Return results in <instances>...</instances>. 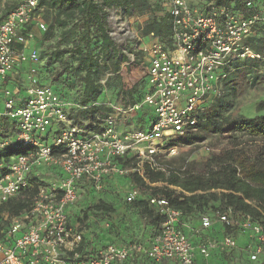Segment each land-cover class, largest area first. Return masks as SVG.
<instances>
[{
  "label": "built area",
  "instance_id": "built-area-1",
  "mask_svg": "<svg viewBox=\"0 0 264 264\" xmlns=\"http://www.w3.org/2000/svg\"><path fill=\"white\" fill-rule=\"evenodd\" d=\"M201 5H194L190 0H169L166 5L171 17L168 47L152 35L148 36L150 43L140 44L129 19L120 10L109 11L108 35L127 57L121 68L137 65V52L147 61L146 91L137 103L110 106L99 133L75 124L69 117L72 105L62 100L51 86L39 82L41 62L38 50L31 45L34 35L30 28L44 33L47 25L37 0H18L14 9L3 17L0 88L23 64L28 70L22 106L16 105L17 92L3 90L1 116L14 121L17 132L12 140L0 142V149L12 141L33 149L15 156L0 169V205L30 188L29 174L40 162L59 165L63 178L50 186H39L28 211L13 218L4 216L7 225L0 228V264H122L141 258L194 264L195 249L207 258L215 249L236 248L229 236L195 248L191 237L181 229L182 212L169 208L166 199L152 197L148 203L163 220L148 247L136 242L125 246L111 244L89 259L68 254L82 241L81 234L71 226L69 216V210L81 199L82 181L94 184L99 190L103 178L111 174L142 176L144 164L165 172L167 165L157 159L163 143L197 130L199 117L222 95L223 83L234 78L239 63L244 67L254 62L264 64V52L251 47L254 39L264 38L263 0H244L240 9L214 6L212 2ZM130 45L132 51L128 50ZM109 76L100 83L104 85ZM144 107L153 116L147 130L118 131L120 123L132 120ZM51 129L55 133L50 139ZM176 150L171 146L167 155H174ZM126 157L134 159V167L120 166L118 160ZM139 195L140 190L134 187L126 202L132 203ZM216 224L249 235L253 244L246 249L251 261L263 254L264 223L249 215L238 216L228 208L222 213L201 216L200 227L193 232L199 234Z\"/></svg>",
  "mask_w": 264,
  "mask_h": 264
},
{
  "label": "trees",
  "instance_id": "trees-1",
  "mask_svg": "<svg viewBox=\"0 0 264 264\" xmlns=\"http://www.w3.org/2000/svg\"><path fill=\"white\" fill-rule=\"evenodd\" d=\"M15 1L16 5L18 0ZM243 1L199 0L203 5L212 2L214 6H233L237 9L242 7ZM37 2L38 8L43 9V20L47 25L44 33L38 32L36 49L41 62L37 74L39 82L51 86L62 100L72 105L69 117L75 124L99 133L102 119L111 109L96 104L102 96L103 87H113L114 91L123 86L120 71L121 65L127 62L126 55L108 35L109 11L120 10L126 19H135L143 14L150 15L140 30L145 36L152 35L168 47L171 42V17L167 7L164 8L160 0H37ZM30 30L32 33L36 32L33 27ZM260 43L261 46L252 43V49L264 52V38ZM132 49L130 45L128 50ZM107 74L110 76L103 86L100 81ZM231 81L228 79L223 83L224 95L199 117L198 127H206L212 117L221 116L224 101L227 104L234 95L235 90L230 85ZM145 91L144 81L136 83L127 93V102L130 104L139 102ZM255 112L252 118L238 116L230 132L264 141V101L256 106ZM0 121L4 124L6 130L4 133L12 130V134H16L14 121L4 117ZM54 133V129H51L50 134ZM187 138L186 136L180 140H188ZM32 149L30 145L18 146L12 141L10 145L0 149V167L7 166L13 157L27 154ZM118 163L121 167H132L135 161L132 157H126L119 159ZM165 165L168 168L162 172L144 164L143 176L134 173L129 175V179L143 191L149 192L152 197L166 199L168 207L181 211L185 220L188 217L195 219L198 215L222 213L231 208L238 216L249 215L253 220L264 223V158L261 154L248 159L232 148L207 160L202 173L175 169L167 163ZM36 182L34 180L28 190L0 205V228L3 224L7 225L3 220L5 215L8 218L17 217L31 208L40 186ZM154 184L162 186H152ZM84 205L82 209L91 211L95 217H99L102 212L105 215L113 212V209L102 200L97 204L86 202ZM131 205L132 208L139 210L141 217L149 220L150 226L156 232L163 218L153 211L147 201L136 200ZM73 215L74 219L80 220V213L75 214L69 210L70 221ZM151 264L154 262L151 261Z\"/></svg>",
  "mask_w": 264,
  "mask_h": 264
},
{
  "label": "rangeland",
  "instance_id": "rangeland-1",
  "mask_svg": "<svg viewBox=\"0 0 264 264\" xmlns=\"http://www.w3.org/2000/svg\"><path fill=\"white\" fill-rule=\"evenodd\" d=\"M160 1L162 2V6L164 8L169 3V0ZM190 1L194 5H201L199 0ZM15 2V0H0V22L6 15V12L10 11L14 7ZM149 17L150 15L143 14L139 15L135 19H129L130 25L135 34L139 32L138 30H140V27L143 26L145 22H147ZM261 39L263 38L254 39L252 42L253 45L255 44L261 46ZM237 66L238 69L236 71L234 79H231L232 81L230 84L231 87H233V89L235 90L234 95L231 96L227 104L226 101H224L225 103L222 107L221 116L212 117L206 127H198L197 130L188 134V140H180V138H174L168 143H163V145L160 147L161 152L158 153L157 156L159 163H167L175 169L180 168L181 170H189L196 173H202L205 170V164L207 160H209L211 157L219 155L223 151H227L232 148H235L237 152L248 159H252L256 156H259L260 154L264 158V141L260 139H253L242 134L230 132L233 123L238 118V116H245L248 118L254 117V114L256 113V106L264 101V64L254 62L249 65L250 67H247V65L244 67L242 63H239ZM239 67H241V69H239ZM143 71L144 69L137 65L132 67H125L123 76L121 75V82L123 86L119 89H114V91H112L113 87H103L102 96L97 102L98 105L110 107L116 106L119 103H126L128 101L127 93L130 87H132L134 83L140 80L141 72ZM223 95L224 94L222 93L219 98H222ZM216 101L214 102V104L216 103ZM2 112L3 100L0 95V114ZM1 118L2 116H0V119ZM150 118L151 117L149 116L146 117L145 128H149L151 124ZM124 128V132L138 131L137 129L128 130L126 126ZM4 130V124H2V122L0 121V142H7L8 140H12V130H8L7 133L5 132L6 134L4 133ZM45 135L46 133H44V136ZM52 137L53 134H50L48 136V138L50 139ZM49 146H51V144ZM171 146L175 147L177 150L174 155L169 156L167 155V151ZM57 157L59 158V156ZM33 170H35V176L38 178V180H36V183H38L40 186H50L54 183L59 182L63 178L59 165L54 164L53 162H51V164L40 162L33 168ZM116 176L117 175L111 174L110 176L104 177L103 181L101 182V188L99 190H96L94 187L95 185L92 183H88L86 180L82 181L80 183V186L89 184L92 187V202L93 204H97V202L100 201L98 199L99 196L105 193V187H109V184H107L108 182L104 180H114ZM29 177L32 179L31 174H29ZM33 181L34 180L32 179L31 186ZM120 185L122 186L121 188H119V191L115 192L116 195H118L119 192L121 194L127 191V186H125L124 183H121ZM156 186L161 187L162 184H158ZM75 212L77 214L80 213V219H84V217L88 216V214H92V212L86 210V208H77ZM93 217L97 218L94 215ZM74 218V215L71 216V219Z\"/></svg>",
  "mask_w": 264,
  "mask_h": 264
},
{
  "label": "crops",
  "instance_id": "crops-1",
  "mask_svg": "<svg viewBox=\"0 0 264 264\" xmlns=\"http://www.w3.org/2000/svg\"><path fill=\"white\" fill-rule=\"evenodd\" d=\"M137 37L140 44H148L150 43L149 37L145 36L141 30H138ZM34 39L31 43L33 47H37V40L39 38L38 31L33 32ZM137 57V66H140L144 69L141 72L140 81H144V86L146 85V76L145 74V66L146 59L141 55ZM247 64V67H250ZM27 70L28 66L23 64L19 67L16 72L12 75L10 79L7 80L6 85L0 88V95L3 100V90L8 89L12 92L16 93V105L22 106L24 99L26 98L25 94V81L27 78ZM124 68H121L120 76H123ZM236 74V73H235ZM105 78V77H104ZM103 78V79H104ZM136 82V83H138ZM134 83L133 86L136 84ZM104 86V85H103ZM131 88V87H130ZM218 99V98H217ZM214 99L212 103H210V107L213 106L214 102L217 100ZM128 103V102H126ZM98 105V104H96ZM110 108V107H109ZM141 112V114H140ZM151 111L147 108L141 109L137 115L130 121L125 123H120L117 127L119 132L125 131V126L129 129H137L138 131H144L148 128H145L146 117H151L150 122L153 120V116H151ZM206 113V112H205ZM1 116V114H0ZM198 128V127H197ZM15 134L12 136L14 137ZM14 158V157H13ZM12 158V159H13ZM11 159V160H12ZM9 161V163L11 162ZM135 166V163H134ZM132 166V167H134ZM6 167V166H1ZM131 168V167H124ZM33 171V172H32ZM31 171L32 179L38 180L35 176V170ZM38 172V171H37ZM134 173H128L123 177H115L114 180L104 181L108 182L109 187H105V195L99 196V200H102L105 204L110 206L113 209L111 213H101V215L97 218H94L92 214H88V216L84 217V219H71V226L78 231L83 241L79 245L76 246L73 252H69V256L73 254H77L78 256L85 258H92L96 255V253L104 248L107 245H117V246H125L131 242H136L141 244L144 247H148L154 233L153 228L149 224V220L141 217L139 210L137 208H132V203L126 202V197L128 193L134 188H138L140 190V195L136 198V200H144L147 201L152 198L149 192L143 191L135 184H133L129 175ZM141 176V175H139ZM143 176V174H142ZM107 177V176H106ZM127 181V182H126ZM121 183H124L127 186V191L125 193L115 192L119 191L121 188ZM158 185V184H156ZM155 184L152 186H156ZM115 189V190H114ZM92 187L89 184H85L80 186V194L81 199L79 203L71 208L70 210L74 213L77 208H82L85 206L86 202H92ZM110 193V194H109ZM114 195H113V194ZM89 199V200H88ZM135 200V201H136ZM149 204V203H148ZM155 213L156 211L153 210ZM157 214V213H156ZM201 216L198 215L195 219L192 217H188L187 220L182 218L181 229L187 235L191 237L192 245L197 248L201 244L206 243L207 241L216 240L220 241L224 239L226 236H229L234 239L236 243V248L228 251H223L220 249H215L210 252L207 258L203 257L198 249H195L194 252V264H264V252L259 255L256 261L250 260V252L246 249L248 246H252V240L246 233H243L236 229L225 228L221 224H216L213 227L207 230H201L199 234H194L193 230L198 229L200 227V219ZM160 226V225H159ZM122 264H151V261H147L146 258H141L138 260H128ZM154 264H178L172 260H162L161 262H154Z\"/></svg>",
  "mask_w": 264,
  "mask_h": 264
}]
</instances>
